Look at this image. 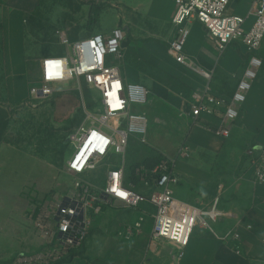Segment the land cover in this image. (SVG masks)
Instances as JSON below:
<instances>
[{
  "label": "rangeland",
  "instance_id": "1",
  "mask_svg": "<svg viewBox=\"0 0 264 264\" xmlns=\"http://www.w3.org/2000/svg\"><path fill=\"white\" fill-rule=\"evenodd\" d=\"M25 1L29 2L23 24L25 84L14 87L9 49H5V38L0 36V264L9 263L18 253H33L41 248L31 219L34 204L71 188L74 177L67 163L75 149L72 136L82 128L97 125L101 115L98 91L82 80L54 86L49 98L29 95V89L40 83L41 60L70 52L60 43L62 38L72 43L95 33L108 35L116 28L124 32L122 57L112 62L127 82L135 83L133 72L136 81L150 92L144 107L149 119L146 143L132 139L126 151V179L130 181L134 176L136 184L130 182L136 190L142 189V183L134 169L143 166L150 170L163 157H178L185 143L186 130L181 125L188 114L185 103L199 79L176 64L169 54L174 37V0ZM249 1L235 0L229 13H248ZM215 48L211 41L209 49ZM227 49L245 47L235 44ZM75 94L79 99L77 107L72 104ZM109 126L119 128L113 121ZM235 161L221 153L211 178L210 188L218 186L221 219L246 209L249 203V186L240 179L246 171L242 161ZM94 176L98 178L99 173ZM137 211L119 203L104 206L93 219L77 258L85 264H130L141 258L151 222L147 220L145 231L138 236L127 238L122 234L125 226L137 219ZM230 227L231 221L226 219L218 234Z\"/></svg>",
  "mask_w": 264,
  "mask_h": 264
},
{
  "label": "built area",
  "instance_id": "2",
  "mask_svg": "<svg viewBox=\"0 0 264 264\" xmlns=\"http://www.w3.org/2000/svg\"><path fill=\"white\" fill-rule=\"evenodd\" d=\"M232 0H174L175 11L171 20L174 37L169 43L173 61L206 81L211 74L202 70L184 54L189 37V25L200 23L216 41L222 55L230 45L241 44L247 50L246 65L241 78L229 98L213 95L208 86L194 93L189 102L190 117L195 124L203 115H217L219 124L214 128L217 136L229 135L228 125L238 119L240 107L245 102L264 61L258 56L264 43V0H253L246 16L229 13ZM124 32L114 29L108 35H95L69 43L63 56H49L41 61L40 83L29 89L32 98L45 99L54 93V86L82 80L99 93L101 115L97 125L80 129L72 140L75 149L67 169L73 175L71 188L48 200L35 202L31 219L42 242L33 253H18L9 264H63L84 247L93 219L103 207L114 202L128 209H138L144 204L152 207V239H161L184 249L195 229L206 231L214 238L237 240L233 229L219 235L214 225L223 217L216 197L209 206L197 207L176 199L171 187L179 184L173 161L163 157L146 170L134 169L146 192L136 191L125 181V157L129 140L146 143L149 122L139 111L147 104L149 91L141 84L126 82L112 60L122 57ZM118 123L119 128L109 126ZM181 147L178 157L185 156ZM254 184L264 185V145L246 150ZM104 164L98 178H91ZM144 218L139 217L127 225L122 234L127 238L142 231ZM181 254L178 256L180 259Z\"/></svg>",
  "mask_w": 264,
  "mask_h": 264
},
{
  "label": "crops",
  "instance_id": "3",
  "mask_svg": "<svg viewBox=\"0 0 264 264\" xmlns=\"http://www.w3.org/2000/svg\"><path fill=\"white\" fill-rule=\"evenodd\" d=\"M234 1L232 0L231 4ZM252 1H249L248 11ZM27 4L29 2L25 0H0V36L3 35L5 38V49H9L10 69L15 77L14 87L16 84H25L23 24L27 13L25 9ZM246 13L242 12L235 15L246 16ZM188 28L189 37L184 45V54L195 61L202 70L210 73L211 79L208 82L194 73L199 79L195 80V91L190 93L185 103L188 108L187 119L181 121V125L186 130L183 146L186 155L183 157H177V155L166 157L173 161V169L180 181L178 185L171 187L172 194L179 201L197 207H207L216 197L220 199L217 191L218 186L210 188L211 178L220 154L226 153L228 157L236 160L235 162L242 161L243 163L246 173L240 179L243 184L249 186V203L246 209L229 213L227 214L228 218L220 219L214 225L218 233L219 226L226 222V219H229L231 227L227 230L233 229L238 235L237 240L224 241L220 238H214L206 231L197 228L187 246L181 250L170 242L151 238L153 209L148 204L140 206L135 210H138L137 219L139 217L144 218L141 233L146 229L147 220L151 222L150 232L142 257L130 264H264V185L253 183L252 171L246 156L247 149L264 145V67L259 71V77L253 82L245 102L241 105L238 119L228 125L229 135L226 138L215 135L213 129L219 124L217 115H203L197 123L192 122L189 109L191 96L194 93L203 92L208 86L210 92L216 97L229 98L243 74L247 50L226 49L222 55H219L216 48L209 49V43L213 41L216 44V41L208 35L200 23L193 22ZM193 30L194 34L192 35ZM95 35L98 34L95 33L90 36ZM217 56L218 59L215 58ZM258 56L264 61V43L259 49ZM131 73L132 80L140 84L135 79V73ZM122 77L127 82L123 75ZM144 107H141L139 111L147 117ZM132 139L135 138L130 140ZM126 165L125 157V170ZM100 166L105 165L101 164ZM97 173H100V171ZM94 174H92V179L95 177ZM125 181L126 184L133 186L126 179V171ZM136 191L146 192L143 187L141 190ZM241 194L246 198L247 195L245 196L244 192ZM221 206L222 204L219 202L218 208L220 209ZM221 220L223 221L221 222ZM180 254L181 257L178 260ZM63 264L85 263L75 256Z\"/></svg>",
  "mask_w": 264,
  "mask_h": 264
},
{
  "label": "trees",
  "instance_id": "4",
  "mask_svg": "<svg viewBox=\"0 0 264 264\" xmlns=\"http://www.w3.org/2000/svg\"><path fill=\"white\" fill-rule=\"evenodd\" d=\"M73 106L74 107H77V106H79V99H78V96L75 94V96L73 97ZM69 120L67 119L66 120V122H68ZM133 184H136V179L134 178V176L132 175L131 176V180H130ZM7 264H9V263H7Z\"/></svg>",
  "mask_w": 264,
  "mask_h": 264
}]
</instances>
